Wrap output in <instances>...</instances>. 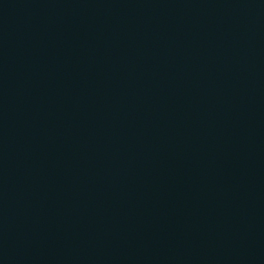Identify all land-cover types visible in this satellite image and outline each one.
<instances>
[{
    "label": "water",
    "instance_id": "1",
    "mask_svg": "<svg viewBox=\"0 0 264 264\" xmlns=\"http://www.w3.org/2000/svg\"><path fill=\"white\" fill-rule=\"evenodd\" d=\"M199 264H264V0H231L221 123Z\"/></svg>",
    "mask_w": 264,
    "mask_h": 264
}]
</instances>
